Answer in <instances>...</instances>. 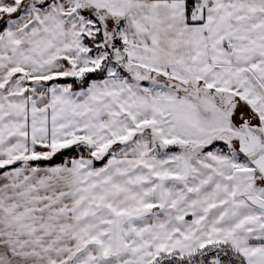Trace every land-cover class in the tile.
I'll return each mask as SVG.
<instances>
[{"label":"snow or ice","instance_id":"6c2138e0","mask_svg":"<svg viewBox=\"0 0 264 264\" xmlns=\"http://www.w3.org/2000/svg\"><path fill=\"white\" fill-rule=\"evenodd\" d=\"M0 264H264V0H0Z\"/></svg>","mask_w":264,"mask_h":264}]
</instances>
